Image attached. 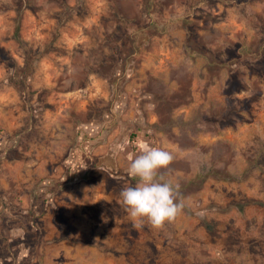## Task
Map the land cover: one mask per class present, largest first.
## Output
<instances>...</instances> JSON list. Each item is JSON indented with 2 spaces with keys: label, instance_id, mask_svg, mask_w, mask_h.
Listing matches in <instances>:
<instances>
[{
  "label": "rangeland",
  "instance_id": "1",
  "mask_svg": "<svg viewBox=\"0 0 264 264\" xmlns=\"http://www.w3.org/2000/svg\"><path fill=\"white\" fill-rule=\"evenodd\" d=\"M159 1L0 0V264H264V59L234 60L264 47V0ZM149 22L122 54L108 37ZM141 141L175 156L162 229L119 203Z\"/></svg>",
  "mask_w": 264,
  "mask_h": 264
},
{
  "label": "clouds",
  "instance_id": "2",
  "mask_svg": "<svg viewBox=\"0 0 264 264\" xmlns=\"http://www.w3.org/2000/svg\"><path fill=\"white\" fill-rule=\"evenodd\" d=\"M138 147L139 154L129 156L127 167V174L136 178L137 183L121 189L119 203L133 227L140 229L147 223L162 229L175 222L185 207L179 185L163 178L162 170L169 168L175 156L172 151L146 141H141ZM117 150L122 151L123 146L117 145Z\"/></svg>",
  "mask_w": 264,
  "mask_h": 264
},
{
  "label": "trees",
  "instance_id": "3",
  "mask_svg": "<svg viewBox=\"0 0 264 264\" xmlns=\"http://www.w3.org/2000/svg\"><path fill=\"white\" fill-rule=\"evenodd\" d=\"M143 2H144V8H143L144 14H148V13L152 12L153 9L157 8L158 6H161L162 8L165 6L164 2L159 1V0H143ZM21 3H23V2H21ZM70 13L71 12H69V10H65V8L63 9L62 12H60L59 18H60L62 23ZM18 14H19V10H17L16 21L19 19ZM115 15L117 16V21H118L119 25H121L122 23L127 24L130 21L124 16H119L117 14H115ZM182 23H183V26L185 27V29L188 33L187 41L185 44L186 50L188 53H190L191 56L194 57L197 54L204 56L206 59V67L208 70L209 69L211 70L214 68L219 70L228 64L226 58L222 59L221 57H219L215 54L213 55L208 50V48H205L204 45H202L199 42L200 37L197 36V34H195V32L193 31V25H191L186 19H182ZM16 24H17V22H16ZM127 28H123L124 31H122V33H120L119 36H108V37L113 39V42L116 43L117 48H119V52L121 54L126 52V49H128V48L130 49L131 46L134 45V40L138 36V34L147 32L145 29H149L150 31H152V33L155 32L154 29L156 28V25L153 22H149L146 25L136 26V32L135 33H130ZM111 35H113V33H111ZM14 36H17V32L14 33ZM238 51H239V53H237V55L234 59L237 61L242 56H250L249 61H250V63H253V65H254V64H257L256 62H261L264 59V47L261 45L257 46V48H255L253 50H251L247 47H243V48H240ZM9 60H11V59H9ZM32 61L33 60L25 58V64L27 65V67L28 66L31 67L33 65ZM117 61H119V58ZM8 66L12 67V69L14 71V74H12L10 77L12 79V81L14 80L17 83H20V82L24 83V77L27 75V72L22 70L24 72L21 71L18 73L16 70L17 66H15L13 63L8 64ZM112 66L113 67H110L111 71L114 69V65H112ZM106 76H108V75L106 74ZM62 237H66V236L62 235Z\"/></svg>",
  "mask_w": 264,
  "mask_h": 264
}]
</instances>
